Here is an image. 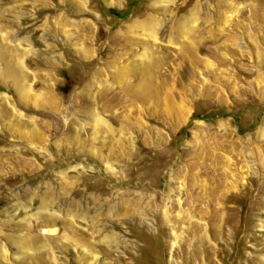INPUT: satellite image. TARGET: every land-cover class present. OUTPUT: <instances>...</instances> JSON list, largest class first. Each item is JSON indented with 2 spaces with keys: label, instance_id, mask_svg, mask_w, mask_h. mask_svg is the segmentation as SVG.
<instances>
[{
  "label": "rangeland",
  "instance_id": "1",
  "mask_svg": "<svg viewBox=\"0 0 264 264\" xmlns=\"http://www.w3.org/2000/svg\"><path fill=\"white\" fill-rule=\"evenodd\" d=\"M0 264H264V0H0Z\"/></svg>",
  "mask_w": 264,
  "mask_h": 264
},
{
  "label": "bare ground",
  "instance_id": "2",
  "mask_svg": "<svg viewBox=\"0 0 264 264\" xmlns=\"http://www.w3.org/2000/svg\"><path fill=\"white\" fill-rule=\"evenodd\" d=\"M194 195V194H193ZM201 200V199H200ZM209 202V201H208ZM58 229V228H57ZM47 232H52V233H55L56 231L54 229H51V228H48L46 229ZM48 234V233H47ZM110 235V234H109ZM66 236V235H65Z\"/></svg>",
  "mask_w": 264,
  "mask_h": 264
}]
</instances>
